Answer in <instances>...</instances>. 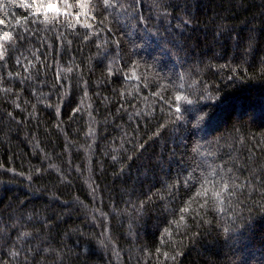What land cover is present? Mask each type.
I'll return each instance as SVG.
<instances>
[{"label": "trees", "instance_id": "16d2710c", "mask_svg": "<svg viewBox=\"0 0 264 264\" xmlns=\"http://www.w3.org/2000/svg\"><path fill=\"white\" fill-rule=\"evenodd\" d=\"M0 264H264V0H0Z\"/></svg>", "mask_w": 264, "mask_h": 264}, {"label": "snow or ice", "instance_id": "6c2138e0", "mask_svg": "<svg viewBox=\"0 0 264 264\" xmlns=\"http://www.w3.org/2000/svg\"><path fill=\"white\" fill-rule=\"evenodd\" d=\"M54 8V6L53 5H49V9H53ZM176 99L177 100H179L180 99V97L179 96H177L176 97ZM185 110H187V109H185ZM175 111L177 112V113H179L180 112V108L179 107H177L176 109H175ZM177 119H179V117H177ZM25 235H27L26 233H25Z\"/></svg>", "mask_w": 264, "mask_h": 264}]
</instances>
